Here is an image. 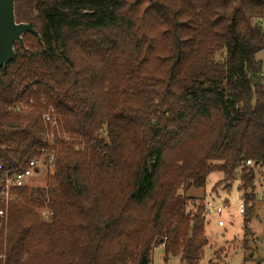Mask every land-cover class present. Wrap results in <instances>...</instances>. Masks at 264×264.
<instances>
[{
	"label": "trees",
	"instance_id": "16d2710c",
	"mask_svg": "<svg viewBox=\"0 0 264 264\" xmlns=\"http://www.w3.org/2000/svg\"><path fill=\"white\" fill-rule=\"evenodd\" d=\"M15 16L39 36L0 69V160L55 159L13 190L0 264H153L159 246L200 264L188 191L221 171L252 203L264 166V0H15Z\"/></svg>",
	"mask_w": 264,
	"mask_h": 264
},
{
	"label": "rangeland",
	"instance_id": "374dc122",
	"mask_svg": "<svg viewBox=\"0 0 264 264\" xmlns=\"http://www.w3.org/2000/svg\"><path fill=\"white\" fill-rule=\"evenodd\" d=\"M257 58L263 63L264 76V49ZM45 171L44 168L32 179V187L45 185ZM256 171V197L252 203H245V212L253 206L249 232L245 228L246 214L239 208L245 201L239 177L233 182H224L223 173L214 171L208 176L205 188L188 191V196L192 197L191 212H197L198 207L207 202L224 207L221 213L205 208V235L209 243L200 264H264V166H259ZM153 264H181V258L171 256L166 263L164 248L160 246L153 252Z\"/></svg>",
	"mask_w": 264,
	"mask_h": 264
},
{
	"label": "built area",
	"instance_id": "2783aa9c",
	"mask_svg": "<svg viewBox=\"0 0 264 264\" xmlns=\"http://www.w3.org/2000/svg\"><path fill=\"white\" fill-rule=\"evenodd\" d=\"M14 109L16 111H24L25 107L15 105ZM44 120L46 122L52 121L56 123L55 120H52L50 113L44 115ZM48 141L52 143V137ZM41 151L43 152L41 155L27 156L15 168H7L6 163L0 160V230L7 226L8 209L14 199L13 190L19 187L31 186L32 179L45 168L46 157L48 160L47 163L51 164L54 161V151L51 153H47L45 149ZM247 164L252 165L253 163L251 160H248ZM205 206L207 209L214 210L217 213H221L224 210V207L214 206L212 202H207ZM239 208L241 212L245 213V201L240 204ZM45 217H48V213H45ZM219 224L223 225V222L220 221Z\"/></svg>",
	"mask_w": 264,
	"mask_h": 264
},
{
	"label": "water",
	"instance_id": "95a60500",
	"mask_svg": "<svg viewBox=\"0 0 264 264\" xmlns=\"http://www.w3.org/2000/svg\"><path fill=\"white\" fill-rule=\"evenodd\" d=\"M32 32L39 36L33 23L17 22L15 0H0V69L15 56V43L24 44L23 34Z\"/></svg>",
	"mask_w": 264,
	"mask_h": 264
}]
</instances>
